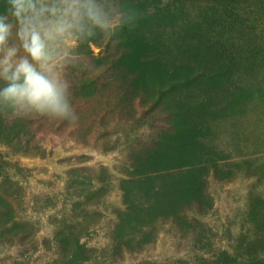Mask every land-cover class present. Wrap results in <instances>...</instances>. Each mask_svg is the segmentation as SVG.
<instances>
[{"label": "rangeland", "instance_id": "obj_1", "mask_svg": "<svg viewBox=\"0 0 264 264\" xmlns=\"http://www.w3.org/2000/svg\"><path fill=\"white\" fill-rule=\"evenodd\" d=\"M123 3L74 124L0 116V264H264V0Z\"/></svg>", "mask_w": 264, "mask_h": 264}, {"label": "clouds", "instance_id": "obj_2", "mask_svg": "<svg viewBox=\"0 0 264 264\" xmlns=\"http://www.w3.org/2000/svg\"><path fill=\"white\" fill-rule=\"evenodd\" d=\"M123 0H0V116L74 124L81 49L137 25Z\"/></svg>", "mask_w": 264, "mask_h": 264}]
</instances>
